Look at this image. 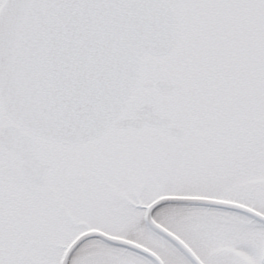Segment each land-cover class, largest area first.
<instances>
[{
  "label": "snow or ice",
  "instance_id": "6c2138e0",
  "mask_svg": "<svg viewBox=\"0 0 264 264\" xmlns=\"http://www.w3.org/2000/svg\"><path fill=\"white\" fill-rule=\"evenodd\" d=\"M0 264H264V0H0Z\"/></svg>",
  "mask_w": 264,
  "mask_h": 264
}]
</instances>
